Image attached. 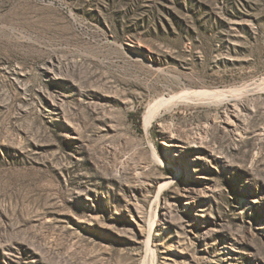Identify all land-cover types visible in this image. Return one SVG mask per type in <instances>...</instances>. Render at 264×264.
I'll list each match as a JSON object with an SVG mask.
<instances>
[{
  "label": "rangeland",
  "instance_id": "1",
  "mask_svg": "<svg viewBox=\"0 0 264 264\" xmlns=\"http://www.w3.org/2000/svg\"><path fill=\"white\" fill-rule=\"evenodd\" d=\"M0 264H264V0H0Z\"/></svg>",
  "mask_w": 264,
  "mask_h": 264
},
{
  "label": "bare ground",
  "instance_id": "2",
  "mask_svg": "<svg viewBox=\"0 0 264 264\" xmlns=\"http://www.w3.org/2000/svg\"><path fill=\"white\" fill-rule=\"evenodd\" d=\"M154 111L155 109L153 107H151L148 111H147V114L145 115V118H144V125L145 127H148L149 124L151 123L152 121V118L154 116Z\"/></svg>",
  "mask_w": 264,
  "mask_h": 264
},
{
  "label": "trees",
  "instance_id": "3",
  "mask_svg": "<svg viewBox=\"0 0 264 264\" xmlns=\"http://www.w3.org/2000/svg\"><path fill=\"white\" fill-rule=\"evenodd\" d=\"M131 116L132 117H137V127H138V129L140 130V118L138 117V115H136V114H131Z\"/></svg>",
  "mask_w": 264,
  "mask_h": 264
}]
</instances>
